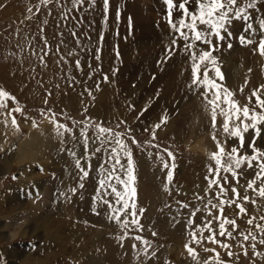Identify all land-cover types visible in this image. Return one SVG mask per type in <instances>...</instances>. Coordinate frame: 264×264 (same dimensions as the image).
<instances>
[{
  "label": "rangeland",
  "instance_id": "374dc122",
  "mask_svg": "<svg viewBox=\"0 0 264 264\" xmlns=\"http://www.w3.org/2000/svg\"><path fill=\"white\" fill-rule=\"evenodd\" d=\"M188 7L195 9L194 0ZM103 9V0H95L94 5L90 0L78 4L50 0L47 5L40 0H0V88L15 97V102H7L9 109L17 105L22 109L21 113L13 112L18 131L0 122V264H196L184 248L191 239L192 228L187 221L194 209L203 208L216 194L214 188L205 195L207 165L212 163L206 157L216 149L210 135L209 111L200 95L203 89L189 87V54L182 39L171 44L177 34L167 22L163 0H109L107 15ZM180 15L179 10L174 11L172 19ZM249 15L253 22L264 17V0H258ZM242 27L243 22H234V36ZM231 43L229 49L228 41L222 42L213 54L221 71L231 66L239 70L237 78L223 84L244 104L252 90L264 84V57L255 51L256 44L242 46L238 39ZM207 47L196 45L197 50ZM162 116L167 122L155 130L153 139V126ZM53 118L70 131L57 135ZM3 119L0 116V121ZM33 122L36 127L30 130ZM222 122L223 117L218 116L217 123ZM97 125L123 134L121 138L131 149L136 165L137 205L145 209L139 216L143 228L137 231L129 226L123 240L117 237L125 230L108 218V206L93 201L99 180L111 168L109 156L115 147L111 136L97 138ZM82 130L85 136L80 135ZM39 132L54 147H33L34 158L19 163L11 154L19 143ZM250 137L251 133L246 134L245 149ZM133 139L137 143H132ZM234 144L238 140H228L229 150ZM257 144L264 147V139ZM98 147L102 150L95 152ZM165 149L176 157L167 192V170L156 159L159 153L171 164ZM119 155L126 166L123 152ZM76 158L89 173L83 180ZM239 171L243 173L239 181L243 195L256 169L244 166ZM116 174L123 176L119 166ZM228 180L225 187L231 197L235 181L230 175ZM64 181L68 182L66 186L61 185ZM71 188L76 192H70ZM101 192L108 193L102 199L120 207L110 187ZM248 195H252L251 190ZM247 208L249 215L237 219L235 239L217 235V239L232 245L236 256L229 258L228 250L203 242L204 247L216 249L227 264H264V255H253V251L264 254V245L259 243L264 234L247 223L250 216H255L257 223L264 224L259 219L264 210L251 204ZM237 213L235 205L225 207L227 217L236 218ZM206 215L204 211L197 213L195 224H201ZM74 226L82 233L84 250L79 252L66 239ZM249 230L256 236L255 242L244 241L240 235ZM137 235L150 242L147 253L142 251L145 245L134 239ZM241 243L244 249L239 247ZM191 246L201 260L214 255L204 252L200 245Z\"/></svg>",
  "mask_w": 264,
  "mask_h": 264
},
{
  "label": "snow or ice",
  "instance_id": "6c2138e0",
  "mask_svg": "<svg viewBox=\"0 0 264 264\" xmlns=\"http://www.w3.org/2000/svg\"><path fill=\"white\" fill-rule=\"evenodd\" d=\"M49 2L50 0H40V3L44 5ZM163 2L167 5V22L173 33L177 34L176 38L172 39L171 44L176 45L178 39H182L185 42L184 50L189 54L191 62V83L189 87L203 89L200 95L203 97L205 107L209 111L211 119L210 135L216 149L208 152L206 157L212 163L207 165L208 175L205 176L207 181L205 195L207 196L214 188L216 189V194L213 199L207 200L203 208H196L190 213L187 225L192 228L189 232L191 239L190 242L184 244V248L196 264H227L216 249L204 247L203 242L207 241L210 244H215L222 249L228 250L227 255L229 258L236 256V253L231 250L232 245L217 239V235L225 238V240L235 239L233 233L239 227L237 219L249 215L248 204L264 210V147H260L257 144L259 140L264 139V84L254 88L247 97V103L241 104L235 98V92L224 86L225 77L221 71L218 58L213 53L226 40L228 41L227 47L231 49L233 47L231 40L238 39L242 46L256 44L255 51L261 57H264V17H257L253 22V17L249 15V10L257 7L258 0H194V10L188 7L193 3V0H179L178 3L176 0H163ZM73 3H81V0H73ZM90 3L94 5L95 0H90ZM103 6L105 15H107L109 0H103ZM28 10L31 11L30 8ZM37 10H39V6H37ZM176 10H179L181 15L178 19L173 20V12ZM117 17H119V13H117ZM237 21L243 22V27L239 35L234 36L231 29L234 26V22ZM197 43L208 47L197 50ZM97 59H99V56H97ZM76 63L77 67H79L80 62L77 61ZM248 71L251 72V69ZM247 83L248 80L246 79L245 84L240 87L241 93H243ZM253 98H255L254 103ZM8 101L15 102V97L0 88V110H5L0 111V116L4 117L3 121L0 122L5 127L10 124L11 127L18 131L19 125L13 116V112L21 113L22 109L18 105L13 109H9ZM218 116L223 117L222 124L217 123ZM166 122V116H162L159 123L153 126V139L156 138L155 130L166 124ZM52 123L59 136H63L64 133L70 131L65 125L58 124L54 118ZM33 126H36L35 122H33ZM96 127L98 129L97 138L99 139L106 135L111 136L115 147L111 148L109 156V160L113 161L111 168L107 169L105 178L99 180L97 195L93 197V201L94 204L102 203L108 206L111 213L108 218L114 220L121 229L125 230L123 236L117 237V239L123 240L128 235L126 230L129 226H132L137 231L143 228L139 216L144 213L145 209L137 205L136 165L131 149L121 138L122 133H114L112 129L101 125ZM249 133H251L250 142L247 143V149H245L246 134ZM80 135L85 136V132L82 130ZM220 136H223L224 139L221 140ZM229 139L238 140V144H234L230 150L228 148ZM132 143H137V141L133 139ZM84 144L85 149H87V138H85ZM153 146L156 147V145ZM101 150L98 147L94 151L100 152ZM120 152H123L126 158V166L121 163ZM165 152L169 160H171V164L165 161L164 157L159 155V153H157L156 159L161 162L163 169L167 170V182L164 184V191L167 192L168 185L173 180L176 157L167 149H165ZM70 155L76 157L75 152H70ZM75 165L82 172L81 180L89 175L88 171L83 168L80 158H76ZM117 166L123 171V176L116 174ZM244 166L249 170L255 168L256 171L254 176L247 181L244 194L241 195L239 181L243 173L239 170ZM101 167L103 168L104 165ZM229 175L235 181V185L230 189L231 197H229V188L225 187V185L229 184ZM13 179H17V177L13 176ZM113 179L116 184L110 183ZM83 186V184L79 185L81 188ZM106 186L111 188V194L115 198L114 202L120 207H114L112 202L102 199L103 195H108L107 192H101ZM249 190L252 192L251 196L248 195ZM69 191L75 193L76 188H71ZM197 199L203 198L197 196ZM177 203L180 204L179 201ZM233 205L238 209V213L236 218H229L224 214V210L225 207H232ZM181 207L188 208L189 205L181 204ZM93 211H96L95 207ZM202 211L206 212L207 215L201 224H195L193 217ZM259 219L264 221V216H260ZM256 220L255 216H250L247 223L248 225H255L257 230L264 234V224L257 223ZM228 226H231V230H229ZM152 234L156 235L155 232ZM240 235L244 241H249L250 239L253 242L256 241V236L251 230L247 234L242 232ZM134 239L141 241L145 245L142 251L147 253V249L151 247L150 242L139 235L135 236ZM259 243L264 245V239H260ZM191 244L200 245L204 252H211L214 255L208 259L201 260L196 248L192 247ZM251 246L254 250L256 245L253 243ZM132 247L135 249L137 246L133 244ZM239 247L244 249L245 245L241 243ZM247 254V251H245L244 255ZM152 255L154 256L155 252ZM253 255L264 254L253 251Z\"/></svg>",
  "mask_w": 264,
  "mask_h": 264
},
{
  "label": "bare ground",
  "instance_id": "6f19581e",
  "mask_svg": "<svg viewBox=\"0 0 264 264\" xmlns=\"http://www.w3.org/2000/svg\"><path fill=\"white\" fill-rule=\"evenodd\" d=\"M238 72L239 70L236 71L235 67H232V66L229 68L225 67V69L223 68L222 73L225 77L224 80L237 78L239 76ZM35 127L30 126V130L35 129ZM47 146L50 147V149L54 147L53 143L48 138H46L41 132H39L35 137H28L23 143H19L17 145L15 152H13L11 155L14 156L18 160L19 163H23L25 161L31 160V158H34L35 154L34 152L33 153L31 152V149L33 147H47ZM67 183H68L67 181H64L63 183H61V185H65ZM68 233L69 235L66 239L67 240L69 239L70 242L72 241L71 242L72 247L73 246L77 247V252L84 250L83 248L84 246L81 244L82 233L79 230V228L74 226L73 228L69 230Z\"/></svg>",
  "mask_w": 264,
  "mask_h": 264
}]
</instances>
